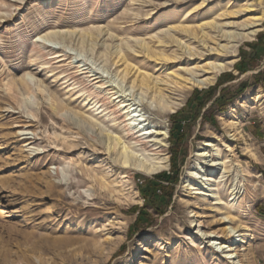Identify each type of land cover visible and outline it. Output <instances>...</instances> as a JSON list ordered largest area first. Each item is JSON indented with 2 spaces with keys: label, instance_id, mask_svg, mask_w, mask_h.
<instances>
[{
  "label": "rangeland",
  "instance_id": "obj_1",
  "mask_svg": "<svg viewBox=\"0 0 264 264\" xmlns=\"http://www.w3.org/2000/svg\"><path fill=\"white\" fill-rule=\"evenodd\" d=\"M261 17L256 37L225 39L220 44H229V53L222 60L199 64L233 63L229 72L206 88L170 94L180 105L174 114L158 116L141 92L113 102L134 80L122 81L123 57L154 79L197 67L182 63L156 72L160 64L143 45L174 55L177 41L199 47L187 28L216 23L224 33L242 35ZM262 34L264 0H0V264H264V54L247 72L236 69ZM219 81L216 99L228 89L233 102L222 109L211 102L190 123L172 205L162 216L149 209L152 224L136 228L133 210L144 206L139 187L171 171L172 116L196 90ZM139 100L153 126L168 132L166 140L151 137V145L162 144L156 152L134 151L146 167L163 164L150 174L123 168L89 132L132 146L120 107ZM208 142L211 159L221 164L219 182L197 196L190 184L198 188L203 170H214L211 159L199 157ZM236 184L247 193L231 202ZM216 192L221 206L212 198ZM230 227L239 231L234 244Z\"/></svg>",
  "mask_w": 264,
  "mask_h": 264
},
{
  "label": "bare ground",
  "instance_id": "obj_2",
  "mask_svg": "<svg viewBox=\"0 0 264 264\" xmlns=\"http://www.w3.org/2000/svg\"><path fill=\"white\" fill-rule=\"evenodd\" d=\"M246 10L247 12H250L251 8L248 6L246 7ZM238 13L239 12L235 14ZM262 20L263 18L261 17L251 21V23L247 24L245 27L246 30H249V32L247 34L244 33L242 35L224 33L222 30V28L224 27L216 23H207L199 27L196 31L194 29L187 28L185 29V31L194 37L199 47L193 50L189 48V46H187L186 44H182L181 41H177V43L179 44V53H176L174 55L168 54L169 51L167 47L159 53L152 47H149L147 44H142V49L147 55V57L151 58L152 60L155 59L157 64H160V66L156 67V72H169L167 71V66L176 67L182 63L189 65L191 64V62H198V64L196 65L197 67L195 69H180L177 73L169 72L170 74H168L167 79H154L151 75L140 73L139 69L135 70L134 67L132 68V66L128 65L124 60V57L120 60V58H122L123 56L122 52L116 53L117 55L115 59L120 60V63L123 62V66H125L122 72V81L124 83L127 82L129 84V81L127 80H129L131 76L132 78H134V80L131 81L130 87L123 92L124 94L122 96L116 97V95L122 91L114 93L115 97H113V102L123 97L125 99L129 96L134 97L136 96V92H141L140 95L147 96L149 94L151 98V107L154 106V110L157 112L158 116L165 117L168 114H174L178 110L180 105L178 103V100L175 102L172 101L170 94H185L186 91H191L195 88L201 89L213 85L219 75L225 72H229L232 69L233 63L220 62L219 64H214L210 62L206 65H203L202 67H199V64L207 60L217 58L221 59L226 54H228L229 44L224 46L220 44L225 39L228 40V43H230L231 39H233L232 42L237 40H252L260 32L259 28L262 26ZM231 25L232 24L230 23L229 26ZM206 75L209 76L206 77ZM127 92H129V95L127 94ZM135 100H137V98ZM124 103L125 104L121 103L120 108H124V110H126L124 112L126 115L125 121L129 123V128H127V136L128 138L134 137L133 142H131L132 146H128L125 141L121 139V137H115V139L109 137L108 140H105L104 137L99 138L95 130L92 129L89 131L90 136L96 137L95 139H98V141L100 140V143L107 147L109 153H116L118 157L117 162H119V164L122 165L123 168H133L135 171H140L143 173L145 172L149 174L163 170L164 166L162 163H155L154 165H152V167H146L142 163L143 161H140L141 158H138L134 151L136 152L137 148L140 147L144 151L149 149L151 153L156 152L159 148L158 145L162 144L156 142L154 143V145H151V142L153 143V141H150V139L152 136H163L166 140L168 138L167 130L165 129V131H159V127L153 126V122L150 121L149 116H146L145 113H142V110L139 109L144 105V102L142 100H139V103L135 101V104H126L128 103V101H125ZM78 121L80 126H84V124L86 123L80 118H78ZM212 147L213 145L210 142L206 143V150L203 153H200L199 157L203 160L214 158L215 154L211 155L208 152V149ZM209 164L210 166L214 167V170H203L204 175L200 178V181L198 182V188L194 189L193 185L190 184L191 189L197 190L195 192L197 196L206 195L207 193H209L210 190H213V185L219 182V173H217L219 170L218 168L221 166L219 160L211 159L209 161ZM224 178L226 177L223 176L222 179ZM240 190L241 188H239L237 184L233 186L231 190V202L239 200L241 198V196L239 195L247 193V190H245L243 193ZM212 198L215 201V205L221 206L224 204L223 197L219 192L213 193ZM244 216L245 217L243 220L250 219L247 214H244ZM226 219L232 221L229 217H227ZM228 230L232 240L230 244H234V242H237V234L239 233V231H237L236 228L231 227ZM223 249H225V247H223ZM230 251H232V249H230ZM136 252L140 253L142 251L138 250Z\"/></svg>",
  "mask_w": 264,
  "mask_h": 264
},
{
  "label": "trees",
  "instance_id": "obj_3",
  "mask_svg": "<svg viewBox=\"0 0 264 264\" xmlns=\"http://www.w3.org/2000/svg\"><path fill=\"white\" fill-rule=\"evenodd\" d=\"M250 48L252 53L242 52V59L236 65V69L241 73L247 72L258 61L259 57L264 54V34L260 35L259 42L251 44ZM228 75V81H233L234 76L229 73ZM258 76L260 77L262 74ZM221 86L222 83L219 81L215 87L206 91L196 90L187 106L172 116L173 127L170 135L171 171L170 173H160L153 180H145L143 185L139 187V193L144 199V206L141 208L136 207L133 210L134 213L138 214L135 224L136 228L146 223L148 225L152 224L153 215L149 212V209L162 216L165 213V209L172 205L174 188L178 184L179 172L182 166L179 165V162L181 161L183 164L188 156V151L185 147L187 128L189 129L190 123L198 121L202 111L209 103L213 102V105L222 109L234 100L233 96L226 99L228 89L222 90L220 96L216 99L217 92ZM241 88L245 89L246 84H243ZM260 211L261 219L264 220V208L260 209Z\"/></svg>",
  "mask_w": 264,
  "mask_h": 264
}]
</instances>
